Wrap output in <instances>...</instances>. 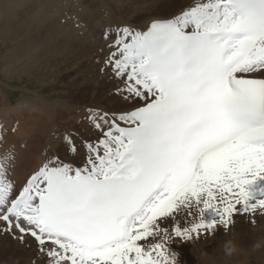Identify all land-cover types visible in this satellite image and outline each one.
I'll list each match as a JSON object with an SVG mask.
<instances>
[{"label":"snow or ice","instance_id":"snow-or-ice-1","mask_svg":"<svg viewBox=\"0 0 264 264\" xmlns=\"http://www.w3.org/2000/svg\"><path fill=\"white\" fill-rule=\"evenodd\" d=\"M65 3L61 23L98 43L114 104L55 125L19 189L0 165V234L34 240L39 264H176L164 240L138 242L166 235L159 220L180 206H203L173 227L184 240L264 209L250 188L264 180V0H191L140 24L122 0Z\"/></svg>","mask_w":264,"mask_h":264},{"label":"bare ground","instance_id":"bare-ground-1","mask_svg":"<svg viewBox=\"0 0 264 264\" xmlns=\"http://www.w3.org/2000/svg\"><path fill=\"white\" fill-rule=\"evenodd\" d=\"M174 1L176 0H164V3L162 4L164 6L154 9L149 8L147 10L139 7V5H143L144 2H137L134 8L129 7V10L131 11H129L128 9L126 10L127 13L129 11V14H125L126 16L128 15L127 16L128 18L126 17L124 19L131 23L130 18H134L139 15L143 18L142 22H144L147 21L149 16L153 14V12L152 14H150L151 9L153 10L158 9L159 11L163 9L165 10L168 9L167 11H169L171 7H173L174 5L177 6L178 3L180 4L181 2H185L184 0H179V2H174ZM186 1L188 3L191 2V0H186ZM34 2L35 0H0V44L8 43L12 45L11 48H9V50L6 51L5 56L9 55L10 60L9 62L6 63L7 64L6 68H4L5 70H3V72L1 71V74L3 73L4 76L9 81L11 80L10 76H13L15 74L20 75V73L25 74V76L29 75L30 77H33L37 81V80H44L50 77L48 74H51V76H53V74H56V72L65 69L64 70L65 72L68 71L72 73L69 76L70 78L66 79L69 82L68 87L72 88L73 90L74 89L81 90L83 98L85 100L89 99L91 102H95L97 100L105 102L106 100L108 102V105L105 107H112L114 103V99L107 100L104 97V96H108L107 93L108 90L112 87V83L109 82L106 78L99 77L94 70L97 67L98 43L94 41L87 33H85L84 35H80L79 34L80 30L72 27L70 21L67 24L61 23L64 12L70 11L74 13L75 9L70 10L66 6L65 0H45V2H41L42 5L39 6L38 8L33 5L35 4ZM82 2L87 3V0H82ZM166 5H170V6H166ZM160 15L165 17V15L163 14ZM166 18H171V16ZM47 24L50 27H47L48 26ZM103 24H104L103 21H98L96 23L97 31H99L100 28L103 27ZM43 30L45 31V33H43ZM80 67H84V68L80 69ZM94 72L95 75L91 77V74H93ZM82 74H85V79L80 78L82 77ZM89 75L92 78L91 83L89 82ZM19 80H21V78ZM0 81L2 80L0 79ZM58 82L59 79L56 80L55 82L54 81L51 82L50 83L51 85L49 84L50 85L49 89L52 91L53 85L54 84L56 85V83ZM3 83L6 84L7 82H3ZM105 87L108 89L106 93L98 91V89ZM88 90H91V93L87 92L88 94H85V92ZM60 95L62 98H67V99L70 98L69 95L67 96V93H61ZM23 97H25V99H23L25 100L23 102L24 104L22 103L23 105L22 104L19 105L22 106L20 107V109H22V112L24 111L25 112L29 111L32 113L41 112V114L38 113L39 114L38 119L31 118L33 119V121L30 122L32 126L39 127L38 133L36 132L32 133V134H37L38 138H40L39 133H41V130L45 131L47 128H49L51 121L54 123L55 121L61 120L62 118L60 117H64L68 114H71L68 106L65 105L64 110L60 111L58 106H55L53 101H49V102L47 101V99L50 96H44L38 92L32 93L31 89H27V91H25V93L23 94ZM100 97L104 99H101ZM57 101L61 103L63 100H57ZM30 117H34V116L31 115ZM23 131L25 130L23 129L19 131L18 134L19 137H21L22 134H24ZM30 132L31 130H29L24 137L20 138V140L25 141L26 137L31 135ZM35 141H39V139ZM33 145L34 147H29L25 151L22 152L20 151V153H17V155L19 154L20 157L19 158L16 157L17 161L15 162V164H13L14 169L11 171L12 174L9 179L14 183L16 188H18L17 187L18 181L25 177V174L31 170L30 169L31 166L33 167L31 172H34L35 170L37 171V169L44 161L45 153L48 151V145H46L44 148H42V150H40V158L37 157L35 160V156L33 155V153L34 152L36 153L41 147L40 141ZM242 233H240L239 231L238 234L236 235V238L238 239V241H240V245H242V247L239 248L241 251L238 252L236 255H233L231 258L225 257L224 254L222 253L223 258L222 256L221 257L219 256L220 257L219 261L221 263L246 264L244 262L241 263L237 260L240 259L242 261L241 254L245 255L246 252V248L244 245H247L248 239ZM8 237L9 236H4L3 241L0 243V251H1L0 253H2L1 254L2 257L9 256L8 261H10L14 259L15 256H19L20 254H23L24 257L26 255L31 256L30 259L28 260L29 264L32 263L39 264L36 255L37 254L36 244H34L31 239L29 244H24L18 239L13 241L8 239ZM240 237L242 238L241 240H239ZM212 241H213L212 239L211 240L208 239L207 241H205V245L201 246L200 247L201 249L200 248L198 249L199 258L202 264H215L216 259H214V257L218 255H214L215 249L213 248L211 249L210 248L211 246L207 244L208 242L212 244ZM25 245H27L29 248L27 247L26 249ZM33 249H35V251H32ZM204 253H206V255ZM255 256L257 258L258 255L256 254ZM258 259H259V263H264V254L262 255L260 254ZM9 264H13V262H10ZM14 264H18V263L14 262Z\"/></svg>","mask_w":264,"mask_h":264},{"label":"rangeland","instance_id":"rangeland-1","mask_svg":"<svg viewBox=\"0 0 264 264\" xmlns=\"http://www.w3.org/2000/svg\"><path fill=\"white\" fill-rule=\"evenodd\" d=\"M152 1L153 0H122L123 4L125 5L124 13L129 14V11H131V10H129V7L134 8L135 5L137 4V2H144V4H151ZM184 1L185 2H181L180 4L178 3L177 6L174 5L173 7H171V9L169 11H167L168 9L167 10L163 9L160 11L158 9H156V10L151 9L150 14H152V12H153L152 15L163 14V15H165V17H169L174 13L177 14L179 12V10L188 3L186 0H184ZM41 2H45V0H35V2H34L35 4H33V5L38 8L39 6L42 5ZM174 2H179V0H176ZM87 3H88V0H87ZM162 6H164V5H162ZM127 9L129 10L128 13L126 12ZM127 16L125 15L124 18H126ZM130 19H131V23H133V24H140L143 21V18L139 15L134 17V18H130ZM47 27H50V26L48 25ZM43 33H45L44 30H43ZM11 46L12 45H10L8 43L7 44H4V43L0 44V79L2 80V81H0V91H1L0 92V130H1V128H4V129L6 128L4 131L5 133L4 132L0 133V148H1L0 149V155L2 156V158H6L9 155L16 156L17 153H20V151L22 152V151H25L29 147H34L33 144L40 141L41 147L39 148V150L36 153L35 152L33 153V155L35 156V160H36L37 157L40 158V150H42V148H44L46 145L49 144L50 132L55 125L59 124L62 127H68V126L69 127H76L77 125L75 122L81 116H83L85 114L86 106H90V107L91 106H98V107L104 106L105 107L108 105V102L106 100H105V102L100 101V100H97L95 102H91L89 99L85 100L83 98L81 90H75V89L73 90L72 88L68 87L69 82L66 79L70 78L69 76L72 73H70L68 71L65 72L64 71L65 69L56 72V74H53V76H51V74H48L50 77H48L44 80H37L36 81L33 77H30L29 75L25 76V74L20 73V75L15 74L13 76H10L12 81L11 80L9 81L4 76L3 73L1 74V71L3 72V70H5L4 68H6V65H7L6 63L9 62V60H10V56L9 55L5 56V55H6V51L9 50V48H11ZM7 58H9V59H7ZM88 64H89V62H88ZM81 68L83 69L84 67H80V69ZM94 75H95V72L93 74H91V77H93ZM91 77L89 75V82L90 83L92 80ZM20 78H21V80H19ZM80 78L85 79V74H82V77H80ZM58 79H59V82L56 83V85L55 84L53 85L52 91H51L49 89V86L51 85L50 83L53 81L55 82ZM3 82H7V83L4 84ZM27 89H31L32 93L38 92L41 95L50 96L47 99L48 102L53 101L55 106H58L60 111L64 110V106L66 105L69 107V110L71 113V114H68L64 117H60L62 119L55 121L54 123L51 121L49 128H47L45 131L41 130V133H39L40 138H38L37 134H32L33 132L38 133L39 127L38 126H32V124L30 122L33 121V119H31V118L38 119V117H39L38 113L41 114V112L32 113L29 111L25 112L24 110H23L24 112H22V109H20V107H22V106H19L25 101V100H23V99H25V97H23V94L25 93V91H27ZM107 90L108 89L106 87L98 89L99 92H103V93H106ZM87 92L91 93V90L86 91L85 94H88ZM61 93H67V96L69 95L70 98L69 99L62 98L60 95ZM104 97L107 100L108 99H114V98L109 97V96H104ZM101 99H104V98H101ZM57 100H63V101L61 103H59ZM14 109H17V110H14ZM31 115H33L34 117H30ZM14 125H18V128H16ZM23 129L25 130V131H23L24 134H22V136L19 137V135H18L19 131H21ZM29 130H31V132H30L31 135L27 136L25 141L20 140V138L24 137L25 134ZM17 137H19V138H17ZM37 139H39V141H35ZM37 153L39 154V156ZM19 157H20V155L18 154L17 158H19ZM17 158L16 157L14 158V160L16 159L15 162L17 161ZM14 160H13V163H11L12 169H14V167H13L14 166L13 164H15ZM32 168L33 167L31 166L30 169L32 170ZM12 169L9 171L8 179H10V177H11ZM31 170L25 174V177L27 176V174L32 173ZM24 178H22L21 180L18 181V183H17L18 188H20V185H21L22 181L24 180ZM263 224H264V213H261L259 215L257 214L254 218L251 217L250 222H246V220H244L242 218L240 220L238 219L236 225H234V227L232 228L233 230L229 227H225L224 231H222L221 233L219 231L217 233V234L224 233V235H219L220 238H219V236L214 235L215 229L208 230L207 233L209 234V236L213 235V236H210L211 238L209 240L212 239L213 241H212V244H210V242H208L207 244H209L211 246L210 247L211 249L212 248L215 249L214 255H218V256L214 257V259H216L215 264H223L219 261L220 257L222 256V253H223L222 247H221L222 242L231 239L235 242V244L238 246V248L242 247V245H240V241H238V239L236 238V235L238 234L239 231H240V233L243 232L242 234H244V236L247 237L248 241H247V245H244L246 248L245 255L241 254L242 261L240 259H237V260L241 263L244 262L246 264H264V263H259V259H258L260 254L261 255L264 254L263 253V251H264V244H263L264 243V234H263L264 233V225ZM4 236H9L8 239H10V240H13V241L16 240V238H12L13 237L12 235L0 234V243L3 241ZM241 239L242 238L240 237L239 240H241ZM261 241H263V242H261ZM258 242L261 243V247H260L261 249L259 248L257 250V249H254L253 246L255 244H257ZM198 243L197 244H186V245H183L180 247V249L183 252L184 258L186 255L190 259V261L194 264H202L200 261V258H199V254H198L199 250L198 249L201 246L205 245V243L202 245H201L200 241ZM25 246L27 249L28 246L27 245H25ZM251 246H252V248H251ZM254 250H255V252H254ZM32 251H35V249H33ZM259 251H261V252H259ZM218 252H220V253H218ZM1 254L2 253H0V256H1ZM256 254L258 255L257 258L255 256ZM6 257H2V256L0 257V264H9L10 262H13V264H14V262H16L18 264H26V263L29 264L28 260L30 259L31 256L26 255L24 257L23 254H20L19 256H15L14 259H12L14 261H12V260L8 261L9 256H6ZM222 258H223V256H222ZM256 259L258 260V262Z\"/></svg>","mask_w":264,"mask_h":264},{"label":"clouds","instance_id":"clouds-1","mask_svg":"<svg viewBox=\"0 0 264 264\" xmlns=\"http://www.w3.org/2000/svg\"><path fill=\"white\" fill-rule=\"evenodd\" d=\"M222 251L225 257L231 258L233 255H236L241 250L235 244V242L231 239L222 242ZM261 247V243H257L254 245V249H259ZM206 255V253H204ZM178 264V262H176Z\"/></svg>","mask_w":264,"mask_h":264}]
</instances>
